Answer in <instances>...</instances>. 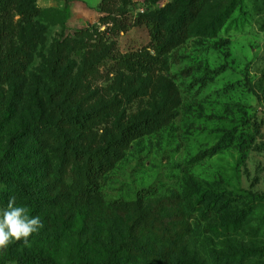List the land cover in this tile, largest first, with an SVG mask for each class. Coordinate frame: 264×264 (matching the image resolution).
I'll use <instances>...</instances> for the list:
<instances>
[{
    "label": "rangeland",
    "instance_id": "rangeland-1",
    "mask_svg": "<svg viewBox=\"0 0 264 264\" xmlns=\"http://www.w3.org/2000/svg\"><path fill=\"white\" fill-rule=\"evenodd\" d=\"M40 0L36 5L41 9ZM78 0H69L68 2ZM82 1V0H80ZM96 5L101 0H84ZM230 0H209L192 26L190 36L169 52L160 54L153 72L132 69L130 56L148 51L156 56L148 26L140 18L168 5L182 7L186 0H114L117 12L104 20L72 28L52 11L34 20L33 28L15 15L7 42L18 48L0 77V148L9 130L37 118L39 102L49 104L55 88L52 70L54 45L65 39L70 61L66 78L78 92L75 104L85 108L116 105L106 110L103 124L93 130L102 140L119 117L151 112L164 103L172 113L161 128L134 140L123 157L101 181L98 206L82 223L67 213L39 216L44 227L14 248L0 253V264L11 251L42 247L63 259H103L110 231L132 217L123 203L176 198L192 226L184 239L186 264H264V0H241L224 26L216 23ZM54 9V8H53ZM106 15V14H105ZM122 20L125 29L119 26ZM79 30H85L84 34ZM24 52L30 53L25 59ZM23 63L21 75L14 68ZM10 109V110H9ZM9 110L10 117L4 118ZM232 140L216 154L204 152L224 136ZM246 136L247 138L240 137ZM55 192L76 187L71 169L60 175L52 154ZM0 182V191L4 188ZM203 193L206 203L222 195L227 209L207 221L189 207ZM174 200V199H173ZM19 206V205H18ZM67 206V204H66ZM65 206V208H66ZM7 204L0 202V208ZM179 210V208H176ZM29 216H37L28 211ZM196 218V219H195ZM238 227L232 232L228 225ZM145 243L157 249L159 242L148 233ZM190 256V257H189ZM128 264H163L154 257H129Z\"/></svg>",
    "mask_w": 264,
    "mask_h": 264
},
{
    "label": "trees",
    "instance_id": "trees-1",
    "mask_svg": "<svg viewBox=\"0 0 264 264\" xmlns=\"http://www.w3.org/2000/svg\"><path fill=\"white\" fill-rule=\"evenodd\" d=\"M208 1L186 0L177 9L168 5L140 15L150 30L157 55L154 56L148 51L132 55L129 66L140 72H153L159 64L160 54L169 52L190 36L193 24ZM122 2L125 4L127 0ZM240 3L241 0H230L225 11L217 18V25L224 26ZM98 8L104 14V20L117 12L114 0H101ZM47 11L54 12L65 25L68 5L64 9L44 10L36 5V0H0V77L4 73L5 64L11 59H18L16 51L19 49L6 41L14 27L15 15H21L22 20H25L24 25L33 28L34 20L43 18ZM119 26L124 29L126 27L122 20L119 21ZM78 32L84 34L85 30ZM68 47L65 39L54 45L52 70L56 72L58 88L49 94V104L39 102L35 121L9 130L0 148V182L4 188L0 191V202L7 204L14 196L17 205L27 207L28 211L37 216H51L53 210H58L54 219L60 216L63 209L61 224L72 220L63 219L70 211L74 221L82 223L87 220L98 206L101 181L105 174L123 157L124 151L134 140L161 128L172 115L164 103L151 112L129 118L119 117L112 130L106 131L107 136L96 140L93 130L102 126L106 110L115 112L116 105L104 104L85 108L82 104H75L77 89L66 78V70L70 67V61L65 57ZM30 56V53L24 52L25 59ZM19 62H16L18 66L21 64ZM22 67L23 63L13 69L17 77L23 78ZM9 110L5 112V119L10 117ZM240 137L247 138L245 135ZM231 140L232 134L224 136L204 154H216L229 146ZM52 154L59 161L60 175L69 169L76 173V187L73 191L55 192L56 184L53 179L57 165L54 166ZM145 198L139 197L132 205L122 204L126 210H132V217L128 222H123L122 227L110 231L107 237L108 251L103 259H63L49 249L34 247L24 248L21 253L10 250L8 262L128 264L131 256L144 259L154 257L163 264H186L188 260L191 261L184 239L190 233L192 224L181 210L180 204L175 202L176 198H160L154 201ZM206 200V193L198 196L189 207L190 213L207 221L216 212H222L228 207V201L222 195L210 199L207 204ZM236 227V224H229L227 229L233 232ZM148 233L159 242L158 250L147 247L145 240ZM22 243L23 241H14V248Z\"/></svg>",
    "mask_w": 264,
    "mask_h": 264
},
{
    "label": "clouds",
    "instance_id": "clouds-1",
    "mask_svg": "<svg viewBox=\"0 0 264 264\" xmlns=\"http://www.w3.org/2000/svg\"><path fill=\"white\" fill-rule=\"evenodd\" d=\"M43 227L39 216H29L27 207L18 206L16 198L11 197L7 207L0 208V253L13 241L27 245L29 237Z\"/></svg>",
    "mask_w": 264,
    "mask_h": 264
},
{
    "label": "crops",
    "instance_id": "crops-1",
    "mask_svg": "<svg viewBox=\"0 0 264 264\" xmlns=\"http://www.w3.org/2000/svg\"><path fill=\"white\" fill-rule=\"evenodd\" d=\"M96 5H90L84 0L67 2V0H40L42 8L64 9L68 5L67 25L72 28L82 27L89 22L95 21L99 15Z\"/></svg>",
    "mask_w": 264,
    "mask_h": 264
}]
</instances>
